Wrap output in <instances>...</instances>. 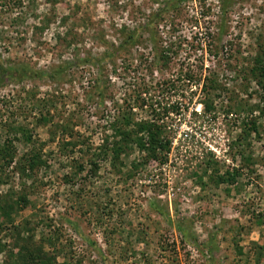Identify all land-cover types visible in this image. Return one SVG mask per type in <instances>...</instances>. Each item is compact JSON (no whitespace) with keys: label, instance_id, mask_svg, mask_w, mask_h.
Here are the masks:
<instances>
[{"label":"rangeland","instance_id":"374dc122","mask_svg":"<svg viewBox=\"0 0 264 264\" xmlns=\"http://www.w3.org/2000/svg\"><path fill=\"white\" fill-rule=\"evenodd\" d=\"M21 1L0 0V75L10 66L47 74L102 56L121 47L123 27L138 30L152 16L159 44L143 32L104 72L86 66L60 84H0V143L25 128L48 166L30 180L0 171V264H20L23 249L40 247L51 264H264V92L249 73L264 60V0H186L180 15L163 13L170 0ZM180 38L185 43L173 49L169 67L150 66ZM187 71L203 79L192 86L177 79V91L153 94L179 106L167 119L173 144L166 162L146 163L137 149L105 159L111 102L141 106L150 99L146 85ZM204 83L209 114L200 105ZM102 88L106 99L98 97ZM42 100L55 102L49 115L34 105ZM250 111L260 132L244 136ZM134 116L149 118L146 110ZM14 144L15 160L32 151ZM229 175L234 183L219 182ZM22 196L29 205H17Z\"/></svg>","mask_w":264,"mask_h":264},{"label":"trees","instance_id":"16d2710c","mask_svg":"<svg viewBox=\"0 0 264 264\" xmlns=\"http://www.w3.org/2000/svg\"><path fill=\"white\" fill-rule=\"evenodd\" d=\"M182 1L186 0H170L169 2L164 4L163 13H177V15H180L182 7L180 3H182ZM8 3H12V6L15 7L21 6L22 1L9 0ZM158 23V20L154 21V16H152V19L148 21V24L142 26L138 30H133L132 32H130L127 27H123L121 29L122 31L120 30V37H122L121 47L116 48L114 47V45H112L111 47L113 48V51H109L106 54L104 53V55L96 58H86L80 62H73L74 64H69L70 62H63L60 66L56 67L47 74L32 72L30 70H27V68L21 66H10L6 69L2 68V74L0 75V84H3L5 81L9 80L11 83L18 85L26 80L43 81L46 78L53 84H60L63 79H65L67 76H70L71 72L74 73L76 69H80L81 67L85 68L86 66L104 72V63L114 59L117 54L126 51L127 48L136 46L143 32L149 33L150 43L152 44V46H154V44L157 46V44H159V40H156L154 35L156 29L153 30L152 28H157L156 24ZM196 25H200L198 21H196ZM176 29L177 28L175 26L173 28V31L176 32ZM161 43L162 41H160V44ZM184 43L185 40H182L181 38L176 44L173 41L168 42L166 46L164 45V48H162L161 55L156 57L155 64L153 62L150 66H152L153 68L154 65L156 67H159L160 63H162L164 67H169L173 56L176 57L178 54V52H174L173 49L182 48ZM193 48L194 47H192V49ZM254 62L255 64L254 66H252L249 72L250 80L264 92V60L259 56ZM182 78L185 81H188L192 86L198 85L202 76H198L193 71H187L179 74L176 80L174 77H172L153 86L146 85L142 91L148 93L150 95V99H142L143 104L141 106H137V99H135L132 103L124 101L123 106H120L118 102H111V110L112 113H115V115L111 114L113 116H110L107 122L109 129L108 131H110L111 134L105 136L104 144L102 146L103 157L105 159L111 157L112 159L114 158L119 160V156L121 154L127 155L129 150L137 149V151L144 156V161H146V163L156 162L162 165L166 162L173 144V138L168 136L169 134L167 135L166 132V130L168 129L167 119L172 113H174L173 111H179V106H175L174 104L173 106H171L167 103L162 104L160 102H156V100H154L153 98V94L154 92H157L159 93V95H168L173 91H177V79L179 80ZM204 79L205 83H209L211 81V75L207 78L205 77ZM205 83L203 84V100L205 101L201 102L200 105L203 107V114H209L211 112L212 106H210L209 103L206 102L209 99L210 93L207 92L208 86H206ZM134 87L140 88L138 86ZM210 89L211 91L219 90L217 87L213 88V85L210 86ZM97 92L98 97L102 98L104 96L105 99L107 98V96L105 95V89H97ZM23 93L27 95V91L24 90ZM32 98L35 99L34 96H32ZM34 105H37L36 107H39L42 111H47L49 115L50 108L51 106L54 107L55 102H51V100H42L41 102L34 103ZM135 109L141 111L146 110L147 116L149 117L148 120H135ZM239 109V113L241 112V110L245 111L241 107ZM244 113L246 117L241 122L243 126L242 131L244 136L259 135L260 131L258 127L257 117L253 116L254 113L251 111L249 113ZM195 115L198 116V114L196 113ZM43 119L46 124L52 122V120L46 118V115ZM66 130L67 129L65 128L63 129V131ZM15 134L16 135H14V139H8L7 142H4L3 144L0 143V171L6 172L10 169L9 171L11 173H13L15 176H18L22 180H25L27 178L29 180L35 179L37 173L41 169L48 167L47 162L44 161L42 157L43 154L35 149L36 145L33 141V135L29 130L25 128H15ZM53 134L56 135V132H53ZM16 141H21L25 146L31 147V153L29 155H24L18 160H15L17 157V149L15 148L14 143ZM131 146L133 148H131ZM96 158L99 159L98 157ZM90 167L91 173L95 174L99 169V163L94 160L90 161ZM79 169L83 171V166L79 167ZM219 182L230 184L234 183L235 180L233 176L229 175V177L227 178H219ZM19 203L23 204V206L29 205L28 197L22 196L17 205H20ZM15 205L16 204L7 206L6 210H9L10 213L13 212ZM3 248L4 247L0 242V251L3 250ZM44 252V248L42 247L31 250L23 249L22 252L19 253L20 257L18 258V261L20 264H51V261L53 259L49 258V256H45L43 254Z\"/></svg>","mask_w":264,"mask_h":264}]
</instances>
